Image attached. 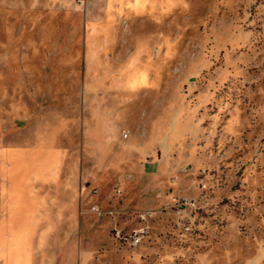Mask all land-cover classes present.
Returning a JSON list of instances; mask_svg holds the SVG:
<instances>
[{"label": "rangeland", "instance_id": "rangeland-1", "mask_svg": "<svg viewBox=\"0 0 264 264\" xmlns=\"http://www.w3.org/2000/svg\"><path fill=\"white\" fill-rule=\"evenodd\" d=\"M40 136L75 187L22 198L36 226L1 236L0 264H264V0H0V183ZM93 207L151 211L147 237L116 244Z\"/></svg>", "mask_w": 264, "mask_h": 264}, {"label": "crops", "instance_id": "crops-1", "mask_svg": "<svg viewBox=\"0 0 264 264\" xmlns=\"http://www.w3.org/2000/svg\"><path fill=\"white\" fill-rule=\"evenodd\" d=\"M92 127L90 130L91 141H95V154L97 156L105 155L107 156L108 146L106 142L110 138L109 134H112V131H108V126L104 117L95 116L92 120ZM36 145L32 148V156H36L37 160L34 159L32 162L34 164L29 165L26 169H12L11 175L15 183H0V241L1 236L4 234L14 235L18 230L20 231H28L35 228L31 222H27L30 217L28 213L17 212V205L22 200L23 197H26V200L36 202H43L42 200L46 198L47 195L50 196V193L46 194V189L49 188H57L59 190L65 189L66 187L72 188L75 187L71 183H59L58 181V172H57V160L56 157L58 155L57 150H52L49 153V159L45 158L47 155V148L45 147L44 137L40 136ZM98 166L107 169L110 168L112 163L108 164L101 163V159H97ZM23 172L25 174V178L28 183L23 185L22 177ZM58 190V194H59ZM65 192V191H64ZM55 194V193H54ZM48 197V196H47ZM31 201H28L29 203ZM66 201V200H65ZM63 201V202H65ZM4 209V212H3ZM43 214V213H42ZM40 217H34L39 220H49V219H58L63 221H75L78 220V215L74 212H58L47 213V215H42ZM18 219L25 220L24 222H18ZM69 223L65 222L63 226H68ZM41 228H49L50 223H42ZM54 226H59L58 224H54ZM37 227L39 225L37 224ZM11 249V248H10ZM6 252V250L1 251L0 253Z\"/></svg>", "mask_w": 264, "mask_h": 264}, {"label": "built area", "instance_id": "built-area-1", "mask_svg": "<svg viewBox=\"0 0 264 264\" xmlns=\"http://www.w3.org/2000/svg\"><path fill=\"white\" fill-rule=\"evenodd\" d=\"M123 139L128 138V131L124 130L121 133ZM178 209H196L197 203L193 199H179L177 202ZM92 212L98 216H105L113 219V225L110 230V234L114 242L120 246L128 249H134L140 246L147 237L148 231L146 223L153 218L151 211H137L135 212V226L119 227L117 219L120 217V213L115 210L101 209L99 207H93Z\"/></svg>", "mask_w": 264, "mask_h": 264}]
</instances>
